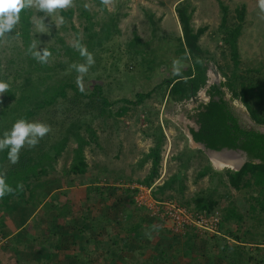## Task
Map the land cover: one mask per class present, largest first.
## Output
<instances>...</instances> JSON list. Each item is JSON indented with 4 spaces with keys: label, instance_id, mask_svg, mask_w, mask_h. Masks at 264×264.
<instances>
[{
    "label": "rangeland",
    "instance_id": "obj_1",
    "mask_svg": "<svg viewBox=\"0 0 264 264\" xmlns=\"http://www.w3.org/2000/svg\"><path fill=\"white\" fill-rule=\"evenodd\" d=\"M175 1L178 0H112V3L106 6L105 11L101 7V0H74V6L58 10L49 16H45L43 11L30 8L33 12V33L38 37V40L34 42L36 45L35 50L44 49L46 46H57L59 48V39H63L66 45L73 46L76 43V35L71 29L72 24L80 30V38L86 41L82 25L84 24L85 26L87 24V19L82 14L83 11H88L92 21L101 26L109 25V22L115 18L113 22L118 23L116 28L120 31L115 33V28L109 25L112 36L104 43V46L88 51L93 55L95 63L89 67L87 73H78L72 67L75 62L70 63L62 52L57 61H54L57 66H55L54 72H51V75L55 76V79L51 81L53 83L57 80H71L70 77L72 76L80 88L77 81L78 77L82 76L81 84L84 90H89L90 92L95 85H100L104 87V94L110 102L121 101L120 103H115L111 108L112 114L110 116V113L107 112V117L105 118L91 116L87 120H78L83 124L81 132L84 136L87 138L90 136L85 130L87 125L95 131L97 136V140L85 148V157L89 164V172L86 177L64 178V170L70 166L73 150L76 147L74 139H70L65 152L54 163V169L49 175L41 177V180L50 181V185L46 189L49 202H52V200L56 201V196L59 192L66 193L67 191L70 194H74V200L83 199L86 188L94 180L97 182V186L117 188L118 192L115 190L112 193L109 192L114 200L111 202L112 205L110 207L102 203L109 201L106 197V201L96 202L94 199L96 198L95 194H91L93 201L85 202L87 205L84 208H88L91 217H96L106 211L112 220L109 223L111 226L109 227V233H106L107 231L97 233L89 228L82 236V240L78 241L77 254L87 258V261H93V264H146L148 261L149 255H144L146 251L143 247L144 244H149V241L147 242L146 239L135 241V239L131 238L133 240H131L130 247L127 248L122 242L121 231L122 225L125 223L124 215L129 213L131 216L134 214L143 216L146 213L150 215V213L142 209L141 211L137 210L130 203L129 191L125 188L117 187V184H142L146 180L152 170V161H145V157L155 146V140L152 135H160L159 128H161L165 140L161 152L162 163L159 176L152 185L153 192H156L165 182H169L174 176H177L174 189L166 190L164 194L158 195L162 197V200H174L179 204L189 202L191 203L190 208L193 209L194 203L192 200L194 197L200 192H205L206 195L213 196L219 202L220 209L215 212L221 215L223 208L233 206L244 216L243 227L239 231L242 237L247 236L248 229L253 230L254 233H260L263 230L258 221L261 215L250 211L248 194L238 192L229 186L227 177L224 175L227 169L218 170L212 164L208 153L201 146L192 142L190 134V129H197L193 115L200 105L209 101V97L206 94L208 88L214 84L225 82V78L218 68L225 70L227 66L228 69L226 71L228 74L233 70L230 54L223 42L225 33L221 28L222 10L220 3H223L229 9L228 25L236 23L235 10L240 8V5L232 3V0H190L192 6L197 11H200V13L196 12L194 14L191 21L195 32L205 28L199 44L205 52V56L209 57L206 61L208 82L205 88H202L190 99L183 102H173L166 98L168 90L167 83H165L174 76L173 61H180V70L186 69L189 65V62L184 60L178 52L180 47L179 38L182 37V27L172 5ZM252 8L256 12L259 10L258 4L252 6ZM70 10L75 12L72 22L62 14ZM202 12L204 14H201ZM204 15L208 22H202ZM40 17H44L45 26H50L49 29L46 28L44 33H41L37 28V22ZM59 17H63L64 22L59 27H56ZM255 26L256 28L252 29V31L256 33L255 38L257 40L255 42H258L257 52L259 54L254 55V59L250 60L246 59L248 55L244 52L242 58L240 57V73L248 75L250 73L247 70H253L249 77L264 78V18L258 21ZM96 29L99 30L98 26ZM84 47H87L86 44ZM0 54L3 62L1 69L7 70V73L11 75L15 74L20 67H29L30 62L26 59L25 55L27 54L24 52L22 38L18 35L7 36L6 34L3 39H0ZM84 60L80 64H85L86 58ZM11 61L14 62V65L9 64ZM159 85H164L163 89L157 90L156 88ZM154 90L157 91L141 105L132 106L122 102V100L134 102L137 99V94H146ZM223 90L225 92V100L230 103L234 111L241 117V123L245 127L256 129L252 125L251 118L243 104L239 100H233L227 89ZM69 95L71 97L73 93L70 92ZM4 96L5 94L0 95V108ZM124 106L129 108L126 115L116 116V113L121 111ZM57 109L60 110V104ZM71 113L76 114L74 111ZM42 118H44L42 123L48 125L51 129L44 137L49 136L51 141L60 138L63 133L59 125H56V122L60 120H54V117L53 120H49L48 115L42 116ZM71 121L74 120H68V125ZM232 156L233 158H239L235 154H232ZM209 164L220 172L219 176L215 177V179L210 177L198 179V172ZM59 179L61 182L57 183L56 180ZM220 181H222V184ZM180 183L184 184L183 190H178L180 189ZM130 196H132L131 192ZM169 196H172L173 199H168ZM28 208L21 201H15L0 214V216L7 218L6 225L0 227V246L2 245L3 247L0 252V264H16L18 260L22 261L21 264H35L36 262H41V260H48L43 257V254L47 256L53 252L50 246L39 250L32 246L25 250L22 249V245H17V247L8 246L6 233L11 234L15 230L18 231L14 234L21 235L23 238L30 233L31 235L41 236V232L35 231L33 227L29 229V226L33 224L32 218L35 213L30 215ZM77 214H83L81 208H79ZM51 218L53 217L51 216ZM115 221H118L121 225L115 223ZM76 222L79 229L84 226L82 221ZM27 224L30 225L26 227ZM135 224L137 223L132 225ZM44 226L47 227L46 223ZM133 228L137 229L138 226L135 225ZM232 229L236 231L237 226L232 225ZM72 230L73 224L70 223L68 229H63V233L71 235ZM141 230L146 236V231L144 229ZM128 237L130 238L129 235ZM180 238L183 237L173 235L170 240L181 244L184 238ZM261 238H264V235ZM87 239L96 241V243L87 244L85 242ZM111 239H113L115 244H112ZM200 239L192 245L194 248L192 252H186L184 249L179 251L180 253L178 254L181 256L182 260L180 262L182 264H203L204 260H208L207 257L203 260L202 255L207 243L204 242L206 239L203 237ZM99 241L103 242L106 248L102 249ZM18 250L20 253H18ZM108 250L115 251L117 255L115 257L112 256L106 262L103 259L97 260V254L107 253ZM108 255L107 253L104 258ZM49 263L75 264V259L74 257L67 258L64 255H60L59 258L55 257Z\"/></svg>",
    "mask_w": 264,
    "mask_h": 264
},
{
    "label": "trees",
    "instance_id": "obj_2",
    "mask_svg": "<svg viewBox=\"0 0 264 264\" xmlns=\"http://www.w3.org/2000/svg\"><path fill=\"white\" fill-rule=\"evenodd\" d=\"M101 7L106 11L105 5H101ZM220 7L222 10L221 28L225 33L223 42L230 54L233 70L228 74L226 71L228 69L227 66L225 70L218 68L225 78V82L214 84L208 88L206 94L209 97V101L200 105L193 115L197 129H190V134L195 143L203 144L209 150L217 152L223 149L240 150L247 154L248 162L239 171L228 169L225 170L224 175L227 177L230 187L238 192L248 194L250 211L261 215L258 221L263 230L260 233H254L253 230L248 229L247 236L242 237L239 231L243 227L244 216L237 208L230 206L223 208L221 211L219 233L212 236H200L196 230L189 229L182 236L184 238L182 243H176L178 248L184 249L186 252H192L194 249L192 245L200 238H205L204 242L207 243L202 255L203 259L207 257L208 260L204 264H264V238H261L264 235V133L253 127H245L241 123V117L234 111L230 103L225 100V92L223 90L227 89L233 100H239L243 104L251 121L256 126L264 127V78L249 77L253 70H247L250 73L248 75L240 73L241 58L238 41L246 24L245 6L235 10L236 23L232 25H228V7L223 3H220ZM175 11L182 27V37L179 38L180 47L178 52L184 60L189 62V65L186 69L180 70L179 75H174L165 82L168 90L166 98L173 102H183L206 87L208 82L206 61L209 57L205 56V52L199 44L205 28L195 32L191 23L196 8L192 6L190 0H183L176 5ZM74 13L73 10H70L62 14L72 22ZM82 14L87 19V24L85 26L84 24L82 25L85 32L84 36L87 40L84 41L80 38L81 32L73 24L71 29L75 32L76 43L82 46L86 44L87 51H93L104 46V43L112 36L110 26L115 28V33L120 32L116 28L118 23L113 22L115 18L109 22L110 26L108 24L101 26L92 21L88 11H83ZM19 15V23L7 36L18 35L22 38L24 52L27 54L25 56L30 63L28 68L20 67L15 74L11 75L7 73V70L1 69L3 62L0 54V82H5L9 86L4 93L5 96L0 108V139L4 137L5 131L11 132L17 120L24 119L27 122L42 123L44 119L42 116L45 115H48L49 120H53V117L54 120H60L56 122V125H59L63 134L54 141H51L49 136L43 137L34 148H29L26 144V147L20 150L19 162L16 164H12L9 160V149L6 148L0 151V172L5 173L6 183L14 189L18 184H23V191L17 189L14 194L5 195L3 199H0V214L9 208L13 202L21 201V203L29 207L27 210L30 215L35 213L32 218L33 224H27L26 227L30 225L29 229L33 227L35 231L41 232V236L31 235L30 233L24 238L21 235L14 234L18 230L11 233L12 236L6 233L8 246L17 247V245H22L24 250L29 246L38 250L50 246L53 252L47 256L43 254V257L48 260H41V262H36L35 264H50L49 262L52 259L55 257L59 258L60 255H64L67 258L74 257L75 264H93V261H87V258L77 254L78 241L82 240V236L89 228L97 233L100 231L101 233L104 231L109 233V227H111L109 223L112 220L107 214H104V212L107 213L106 211L101 215L91 217L88 208H84L87 205L85 202L93 201L91 194H95L96 198L94 199L96 202L106 201L107 198L109 201L102 203L112 205L111 202L114 200L110 193L114 192V190L118 192L117 188L97 186V182L94 180L86 188L83 199L74 200V194H70L67 191L66 193L59 192L60 194L58 193L56 196L57 200L49 202L46 189L49 187L50 181L41 180V177L49 175L54 169V163L65 152L70 139L76 141V147L73 150L70 166L64 170V178L86 177L89 172V164L85 157V148L96 141L97 136L95 131L88 125L85 130L90 136L89 138L84 136L81 132L83 124L78 120H87L91 116L105 118L107 117V112L110 113V116L112 114L111 108L115 103H120L121 101L110 102L104 94V87L100 85H95L90 92L89 90L82 92L72 76L70 77L71 80L68 81L57 80L55 83L51 82L55 79L51 72H54L55 66H57L54 61H57L61 52L69 59L70 63L80 64L85 61V57H82L75 47L68 46L63 39H59V48L57 46H46L44 48L51 53V56L48 58L47 63H40L29 51L31 45L38 40L36 34L33 33V12L30 8H25ZM97 26L99 30L96 29ZM33 51L37 50L33 49ZM39 51L42 53L43 49H39ZM197 58L201 62H197ZM9 64L14 65V62L11 61ZM256 73L258 72L256 71ZM163 86L159 85L156 89L161 90ZM157 90L146 94H137V99L134 102L130 100H122V102L132 106L141 105ZM70 92L73 93L71 97L69 95ZM59 104L60 110L57 109ZM72 111L76 112V114H72ZM128 111L129 108L124 106L121 111L116 113V116H124ZM68 120L74 121H71L68 125ZM159 130L160 135H152L155 140V146L145 157V161H152L151 173L142 182L147 187H152L155 179L159 176L162 163L161 152L165 136L161 128ZM219 174L220 172L209 164L198 172L197 178L210 177L215 179ZM176 179L177 176H174L171 181L165 182L163 186L154 192V196L162 199L158 195L164 194L166 190H173ZM56 182L60 183L61 180H56ZM220 183L222 184V181ZM183 189L184 184L180 183V189L178 190ZM127 191H129L128 195L131 197L130 203L135 205L133 195L130 196L131 191ZM168 199H173V197L169 196ZM192 201L194 203L193 209L190 208L191 203L189 202L181 203L180 205L196 213L206 212L209 214L220 209L219 202L213 196L206 195L205 192L197 194ZM79 208L83 212L81 215L77 214ZM130 217L129 213L123 216L124 220L127 219V221H124L121 231L122 242L127 248L130 247L133 239L135 241L148 240L141 228L134 232L133 239H131V235H129L130 238L128 237L127 233L132 229L130 227L135 226L132 225L134 222H129ZM6 220V217L0 216V227L6 225ZM76 221H82L84 226L79 229ZM45 223L47 227L44 226ZM70 223L73 224L71 235L69 233L64 234L63 229H68ZM115 223L119 224L118 221H115ZM232 225L237 226L236 231L232 229ZM111 241L113 244V239ZM85 242L87 244L96 243V241L91 239H87ZM99 244L102 245V249L106 248L103 242ZM2 248L1 245L0 252ZM110 250L107 252L110 256L108 255L104 258L107 253L102 252L96 255L97 260L103 259L106 262L112 256L115 257L117 255L115 251ZM18 253H20L19 250ZM21 263L22 261L18 260L16 264Z\"/></svg>",
    "mask_w": 264,
    "mask_h": 264
},
{
    "label": "clouds",
    "instance_id": "obj_3",
    "mask_svg": "<svg viewBox=\"0 0 264 264\" xmlns=\"http://www.w3.org/2000/svg\"><path fill=\"white\" fill-rule=\"evenodd\" d=\"M112 0H101L102 5H110ZM74 6V0H0V39H3L6 34L15 28L20 20V12L25 8H35L38 11H43L45 16L56 13L58 10L67 9ZM87 7V5H85ZM258 7L260 13L264 14V0H258ZM264 18V15H262ZM63 17H59L56 22V27H59L63 23ZM50 26H45L44 17H40L37 22V28L41 33L49 29ZM73 47L80 52L82 57L86 58L85 64H73L72 67L80 74L87 73L89 67L93 66L95 61L93 55L87 51V49L79 43H75ZM35 43H33L29 49L33 57L40 63H47L51 53L47 49H43V52L37 50ZM197 62L199 58H197ZM174 75L180 74V61H173ZM82 76L78 77V84L80 90L83 92L84 88L81 84ZM8 84L0 82V95L4 94L8 89ZM50 127L46 124L39 122H27L24 119H19L13 125L11 132L5 131L4 137L0 139V151L9 149L8 157L12 164L19 162V152L27 144L29 148H34L39 140L42 139L49 131ZM23 191V184H18L16 188H12L6 183V177L4 172H0V199H3L5 195L14 194L16 191ZM132 194V193H131Z\"/></svg>",
    "mask_w": 264,
    "mask_h": 264
},
{
    "label": "crops",
    "instance_id": "obj_4",
    "mask_svg": "<svg viewBox=\"0 0 264 264\" xmlns=\"http://www.w3.org/2000/svg\"><path fill=\"white\" fill-rule=\"evenodd\" d=\"M182 1L183 0H178L173 2L172 4L173 7L176 8V5ZM231 2L232 3L234 2V4L236 3V5H240V8L242 6H245L246 8V26L244 27L242 35L238 41L240 57L242 58V54L246 52L248 55L246 59H250V60L254 59V55L259 53L257 52L258 42L257 43L255 42V40H257L255 38L256 33L255 32L253 33L252 29L256 28L255 24H257L258 21H261L263 19L262 15L264 14L260 13V9L257 11L258 12L257 14L256 10L254 11L252 8V6L258 4V0H232ZM196 12L200 13V11L197 10ZM201 14H204V12H202ZM205 21L208 22L205 19V15H204V20L202 22L205 23ZM244 30L247 32H245ZM107 205L108 207H110L109 203ZM134 207L137 210L141 211V209H138L135 205ZM104 214H107V216L110 217L108 213L104 212ZM131 217L129 222L137 223L135 224L136 226H138L137 229L139 228L144 229L146 231V236L148 237L147 242L149 241L148 242L149 244L147 245L144 244L143 247V249L146 251L144 255L145 256L149 255L146 264H182L180 262L182 260L181 256L178 253H180L179 251H183V250L177 247L178 245L176 242L170 240L173 234L161 222L152 219V217L148 213H146V215L143 216L140 214H134ZM124 221L126 222L127 219H125ZM130 228L132 229H130V232H128L127 235H131V237L133 238L134 237L133 234L137 229L136 228L134 229L133 227ZM184 253L186 254V252ZM204 263L205 260L203 264Z\"/></svg>",
    "mask_w": 264,
    "mask_h": 264
},
{
    "label": "built area",
    "instance_id": "obj_5",
    "mask_svg": "<svg viewBox=\"0 0 264 264\" xmlns=\"http://www.w3.org/2000/svg\"><path fill=\"white\" fill-rule=\"evenodd\" d=\"M117 185L130 190L135 206L149 212L152 218L161 222L173 235L182 237L189 229L196 230L200 236L219 233L218 212L196 213L174 200L158 199L154 196L153 188L143 184Z\"/></svg>",
    "mask_w": 264,
    "mask_h": 264
},
{
    "label": "bare ground",
    "instance_id": "obj_6",
    "mask_svg": "<svg viewBox=\"0 0 264 264\" xmlns=\"http://www.w3.org/2000/svg\"><path fill=\"white\" fill-rule=\"evenodd\" d=\"M198 145V144H196ZM200 146V145H199ZM202 147V146H201ZM232 154H235L233 152H228V153H215V152H208V156L212 162V164L218 169V170H223V169H231L235 170L238 169L240 164L242 163L241 159L239 158H233ZM232 157V159H231Z\"/></svg>",
    "mask_w": 264,
    "mask_h": 264
},
{
    "label": "water",
    "instance_id": "obj_7",
    "mask_svg": "<svg viewBox=\"0 0 264 264\" xmlns=\"http://www.w3.org/2000/svg\"><path fill=\"white\" fill-rule=\"evenodd\" d=\"M251 123H252L253 126L256 127L257 130H259L260 132L264 133V127L260 128V127L256 126L252 121H251ZM191 139H192V142H194L192 136H191ZM196 144H198V143H196ZM198 145L202 146V149L205 150L207 153L208 152H215V153L222 154L224 152L225 153L233 152V153H235V155H238L241 160L244 159V160H242L243 161L242 164L239 166L238 169H235V171H239L248 162V156L243 151H240V150L234 151V150L223 149L222 151L217 152V151H213V150L207 149L206 146L203 145V144H198ZM257 163H259V162H257Z\"/></svg>",
    "mask_w": 264,
    "mask_h": 264
}]
</instances>
